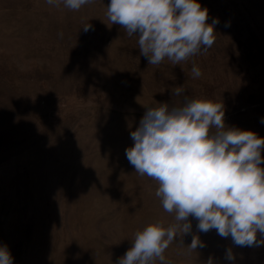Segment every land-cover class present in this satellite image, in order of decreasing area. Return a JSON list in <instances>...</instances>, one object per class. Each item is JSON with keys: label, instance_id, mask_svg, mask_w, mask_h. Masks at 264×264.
Returning <instances> with one entry per match:
<instances>
[{"label": "rangeland", "instance_id": "obj_1", "mask_svg": "<svg viewBox=\"0 0 264 264\" xmlns=\"http://www.w3.org/2000/svg\"><path fill=\"white\" fill-rule=\"evenodd\" d=\"M109 3L0 0V247L13 264H116L138 230L175 223L158 183L126 157L147 107L210 99L226 126L264 138V0H199L207 23L219 21L215 42L177 65H149L138 37L108 19ZM189 220L167 264H264V244L238 246ZM194 236L204 247H188Z\"/></svg>", "mask_w": 264, "mask_h": 264}, {"label": "clouds", "instance_id": "obj_2", "mask_svg": "<svg viewBox=\"0 0 264 264\" xmlns=\"http://www.w3.org/2000/svg\"><path fill=\"white\" fill-rule=\"evenodd\" d=\"M46 2L78 11L92 0ZM106 15L127 36L138 37L149 65L165 58L177 65L206 53L219 22L207 23L208 9L199 0H110ZM91 27L88 23L83 30ZM191 72L193 78L202 75L195 64ZM183 92L178 86L173 93ZM130 135L134 143L126 149L129 163L158 183L155 195L163 209L174 214L175 223L165 227L154 222L138 230L132 247L116 264H167L164 252L178 232H191L190 216L198 221L200 232L215 229L238 246L264 244L257 239V233L264 234V138L226 126L223 103L185 96L178 105L147 107ZM188 247L195 250L204 244L194 236ZM225 256L234 259L231 249ZM0 264H13L6 245L0 247ZM208 264H213L212 258Z\"/></svg>", "mask_w": 264, "mask_h": 264}]
</instances>
